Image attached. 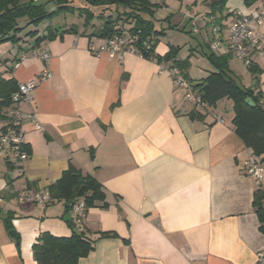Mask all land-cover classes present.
<instances>
[{"label": "crops", "instance_id": "0c3cea01", "mask_svg": "<svg viewBox=\"0 0 264 264\" xmlns=\"http://www.w3.org/2000/svg\"><path fill=\"white\" fill-rule=\"evenodd\" d=\"M149 1L156 6L143 16L162 33L155 53L176 48L174 60L187 61L182 71L192 84L215 70L207 58L214 53L227 55L241 85L254 86L248 68L232 61L228 28L240 15L264 8V0L251 5L227 0L217 34L208 0ZM60 14L40 22L41 29L27 25L29 31L42 37L47 26L82 29L83 18L68 13L78 23L68 22ZM24 29L17 41L0 43V77L17 84L38 77L46 67L39 51L50 55L51 76L38 81L30 104L11 98L0 113V131L15 106L35 112L41 125L37 130L23 123L26 160L0 147V264H37L32 245L42 232L63 237L82 232L92 240L93 249L77 264H255L264 248L256 212V205L264 207V172L257 185L243 169L251 150L235 132L232 100L205 107L185 100L170 73L173 60L158 63L129 52L95 55L87 46L100 39L72 32L35 45ZM178 32L193 39L174 41ZM254 63L264 92V60ZM72 167L92 175L104 193V201L86 207L81 224L63 199L20 201L27 189L49 192ZM7 213L20 235L19 248L5 229Z\"/></svg>", "mask_w": 264, "mask_h": 264}, {"label": "trees", "instance_id": "16d2710c", "mask_svg": "<svg viewBox=\"0 0 264 264\" xmlns=\"http://www.w3.org/2000/svg\"><path fill=\"white\" fill-rule=\"evenodd\" d=\"M55 8L48 11L42 2L37 0H0V43L17 41V34L23 29L19 25L21 20L26 25H38L40 22L51 19L60 13L76 14L83 18L82 29L78 25H71L67 29L47 26L45 36H36V31H28L26 36L35 37V45L45 38L72 32L86 36L89 39H107L122 33H130L135 37V45L142 58L155 60L158 63L173 60V66L182 73L187 66V61L174 60L177 49L170 47L164 55L155 53L156 37L161 33L156 29L151 19H146L143 14L152 15L155 4L149 0H48ZM257 0H245L246 5H251ZM227 0H208V16L214 17L217 23L223 16ZM222 16V17H221ZM227 16V15H226ZM210 20V19H209ZM96 21V23L94 22ZM126 25V26H125ZM215 70L193 83L203 102L214 105L218 100L226 97L233 102V123L236 134L243 140L245 146L264 162V92L258 87L259 70L255 63L248 66L249 72L255 81L254 86L244 87L228 66L227 55L207 56ZM184 75V73H183ZM185 76V75H184ZM18 89L17 82L12 79L0 77V113L10 104L11 95ZM246 97H251L255 103L250 106L245 102ZM262 193L255 191V198ZM52 199H63L68 207L76 198L82 197L86 207L93 206L96 200L104 201L101 184L89 174H83L75 168H69L61 177L49 187ZM105 205V203H104ZM260 227L264 230V207L256 205ZM12 215L3 216V223L9 237L19 248L20 235L12 224ZM111 233L102 232L100 236H109ZM93 249L92 240L82 232L73 233L69 237L56 236L48 232L39 234L32 245L33 258L37 264H77V260L87 255Z\"/></svg>", "mask_w": 264, "mask_h": 264}, {"label": "built area", "instance_id": "2783aa9c", "mask_svg": "<svg viewBox=\"0 0 264 264\" xmlns=\"http://www.w3.org/2000/svg\"><path fill=\"white\" fill-rule=\"evenodd\" d=\"M36 1V0H34ZM212 33H218V24L214 22V17H210ZM196 30V29H194ZM217 47V41L213 43ZM227 46L232 56L239 60L245 67L254 64L256 58L264 60V8H255L248 14H243L234 19L228 28ZM89 52L99 55L107 54L109 57L120 56L124 52H129L141 56L140 51L135 45V37L130 33H122L111 38L100 39L98 44L89 43ZM37 57L42 60L46 67L36 78H29L18 83V89L12 94L15 103L23 101L31 103L34 99V90L39 80L43 81L51 76L47 65L50 55L46 52H37ZM142 57V56H141ZM170 73L174 83L185 90L184 98L190 103L206 106L201 96L193 88L192 83L183 75L178 68H171ZM221 120V119H219ZM30 121L39 130L41 125L38 122L35 112H23L16 106L10 108L6 113V124L0 131V147H8L20 161L28 157L25 151L23 123ZM243 169L257 185L263 178L264 168L258 156L251 151L248 152L243 161ZM52 200L48 191L25 190L20 195V201L24 203H48ZM73 220L76 224H81L86 212V205L82 198H76L71 204ZM255 264H264V248L256 253Z\"/></svg>", "mask_w": 264, "mask_h": 264}, {"label": "rangeland", "instance_id": "374dc122", "mask_svg": "<svg viewBox=\"0 0 264 264\" xmlns=\"http://www.w3.org/2000/svg\"><path fill=\"white\" fill-rule=\"evenodd\" d=\"M151 1H158V0H151ZM41 2L46 6V9L47 10H51L50 9V5H48V3L49 2H51V1H48V0H41ZM65 16V19L66 20H68V22H75V23H78L77 22V17L74 15V16H72V15H68V14H60L58 17V19L60 20V19H64L63 17ZM144 17V16H143ZM79 18V17H78ZM95 23H96V21H94ZM58 24V23H57ZM71 24V23H70ZM19 25L21 26V27H25V29H24V33L26 32V31H29L32 27H30V26H27L26 25V22L24 21V20H21L20 22H19ZM39 29H41L42 27H43V25L42 24H40V25H38L37 26ZM171 38H172V36H171V33H169L168 34ZM181 40H180V39ZM185 38H187V40H192L193 39V37L190 35V33H184V32H182V33H180V32H178V33H176L175 34V36H173V40L174 41H178V42H184L183 40L185 39ZM179 49V48H178ZM193 61H194V63L196 62V63H198L197 62V60L194 58L193 59ZM232 61L233 62H235V63H237L238 65H240V67H245L239 60H237V59H235V58H233L232 59ZM245 72H247V71H245ZM262 164V167L264 168V162L263 163H261Z\"/></svg>", "mask_w": 264, "mask_h": 264}, {"label": "water", "instance_id": "95a60500", "mask_svg": "<svg viewBox=\"0 0 264 264\" xmlns=\"http://www.w3.org/2000/svg\"><path fill=\"white\" fill-rule=\"evenodd\" d=\"M245 102L247 103V104H249L250 106H254L255 105V103H254V101H253V99L251 98V97H246L245 98ZM261 162V161H260Z\"/></svg>", "mask_w": 264, "mask_h": 264}]
</instances>
